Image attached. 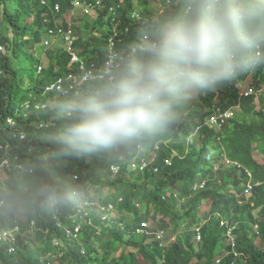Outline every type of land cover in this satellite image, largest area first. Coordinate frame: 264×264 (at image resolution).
<instances>
[{
  "label": "trees",
  "instance_id": "1",
  "mask_svg": "<svg viewBox=\"0 0 264 264\" xmlns=\"http://www.w3.org/2000/svg\"><path fill=\"white\" fill-rule=\"evenodd\" d=\"M43 1L0 0V44L5 46L0 54V141L10 143L26 167L37 165L39 175L50 182L81 185L88 195L92 194L89 186L96 189L101 207L88 205L89 213L78 216L73 212L79 202L55 209L39 198L25 203L33 184L29 173L13 161L7 168L11 181H6L4 190L0 183V227L18 225L21 234L13 252L8 250L9 241L2 244L4 247L0 245V264H264V160L255 156L256 152L264 156V67L242 74L215 91L197 95L207 111H198L187 102L191 115L184 112L179 123L161 134L164 140L159 145L156 139L111 153L56 160L50 153L61 121L48 108H31L28 117L21 110L27 100L51 105L63 94L45 93L46 87L72 72L80 73V65L71 61L62 35L50 46L45 44L50 30L59 25L70 27L74 49L84 58L87 69L99 70L107 61L108 41L114 28L117 47L126 55L131 45L146 34L148 22L165 14L166 6L172 4L174 9L178 0H85L94 7L89 12L82 10L81 17H73L74 25L60 21L70 10L81 9L74 6L75 0ZM21 52L22 68L17 62ZM44 59L47 64L39 73L38 66ZM30 60L35 74L29 89L33 94L20 98L21 82L27 87ZM250 76L251 83L243 89L251 88L254 93L245 96L240 86ZM217 106L223 110L239 108L242 117L233 116L224 120L220 128H211L206 120ZM11 116L16 118L15 127L7 121ZM193 116H199V121L187 120ZM41 122L45 125L40 126ZM22 132L26 134L24 139L20 138ZM153 150V159L147 161ZM214 150L218 151L215 156ZM224 156L239 161L242 171L221 166L215 172V163ZM132 162L136 163L134 170ZM144 162L146 166L140 170ZM248 171L259 184L245 194ZM7 186L10 191L5 190ZM177 192L184 201L181 207L179 198L174 197ZM23 203L27 207L24 211ZM109 205L112 210L105 208ZM257 208L258 216L254 213ZM21 211L24 217H20ZM104 213L108 215L106 219ZM127 215L133 217L132 223ZM225 216L235 226V248L227 243V228L221 225ZM151 219L159 221L156 231L165 232L162 244L155 234L137 232ZM32 220L37 227L35 245H29L24 238L30 233ZM75 225H81L82 236L78 239L66 233V228Z\"/></svg>",
  "mask_w": 264,
  "mask_h": 264
},
{
  "label": "clouds",
  "instance_id": "2",
  "mask_svg": "<svg viewBox=\"0 0 264 264\" xmlns=\"http://www.w3.org/2000/svg\"><path fill=\"white\" fill-rule=\"evenodd\" d=\"M146 36L113 58L87 87L55 98L61 121L51 158L111 153L161 137L180 122L189 99L264 67V0H178L145 27ZM50 208L85 201L81 185L62 186L26 169Z\"/></svg>",
  "mask_w": 264,
  "mask_h": 264
},
{
  "label": "built area",
  "instance_id": "3",
  "mask_svg": "<svg viewBox=\"0 0 264 264\" xmlns=\"http://www.w3.org/2000/svg\"><path fill=\"white\" fill-rule=\"evenodd\" d=\"M74 6L76 8H81L84 12H89L94 7L92 2H88L85 0H75ZM55 8H56L57 12L60 11V7L58 4L56 5ZM136 15L138 18H140V14L136 13ZM113 32H114L113 35L110 36L109 41H108L109 50H108L107 61L103 66H101V68H99V70H97L95 68L94 69H87V65L85 63L84 58L80 57L77 54L76 50L74 49L73 31L70 27L68 29H64L62 26L59 25L57 29L50 30L49 36L45 40V44L47 46H49L51 43H53L56 40V37L58 35H62L65 39L66 44H67L68 51L72 56L71 61L74 62L75 64L80 65V67H79L80 73L72 72L68 75L67 78H62V77L58 78L56 81L50 83L46 87L45 93L50 92V91L51 92L54 91L56 93L65 94V93H68V92H70L76 88H82V85L84 83L90 82L92 80V78L98 72L102 71L104 69V67L113 60V58L124 56L125 55L124 52L121 51L117 47L116 38H118V37H117V32H116L115 28H114ZM144 36H146V34H144L142 37H144ZM142 37H140V38H142ZM139 39H137V41ZM134 44H132V45H134ZM4 51H5V46L0 44V54ZM42 71H43V66L39 65L38 66V72L41 73ZM0 78H1V71H0ZM0 91H1V84H0ZM241 92L245 96H249V95L254 93V90L247 87L245 89L241 88ZM255 93L257 94L256 98L259 99L258 92L255 91ZM49 106H50V104L46 103V102H35L33 104L32 101L27 100L25 103L21 104V110L24 113V117H28L30 114L31 108H34V110L39 111L41 109L49 108ZM234 113L235 112L232 108L227 109V110H223L220 106H217L214 108L213 113L207 118L206 123L211 128H220L222 122L228 118L233 117ZM7 121L13 127H15L17 125L16 118L13 116L9 117ZM39 125L43 126V125H45V123L41 122ZM25 137H26V134L24 132H22L20 138L24 139ZM13 161H18L17 166L19 167L20 170H26L27 169L26 164H24V162H19V156L14 154V150L12 148V145H10V143H8V142H7V144H4L0 141V175L7 172V168L13 163ZM221 162H222V166H225V167L241 168V166H242V164L239 161L233 160L227 156H224V158H223V160H221ZM143 166H146L145 162L143 163L141 168H143ZM115 171H117V168H115ZM248 174H249L250 179H249V182H248L247 187L245 189L246 194H247V192L249 193L253 189L254 185L259 184V182H256L255 180L253 181L252 174L249 171H248ZM73 177L77 178V176H73ZM174 197L179 198V193L178 192L175 193ZM86 202H88V201H86ZM91 204H89V205H91ZM2 205H3V201H0V206H2ZM112 209H113V206L110 205L109 210H112ZM106 218H107L106 216H103V219H106ZM58 225L62 226L63 224L60 225V223H58ZM221 225L226 226V228H227V230H226L227 243L230 246H232V248H235V245H236V238H235V234H234L235 226L230 225L229 221L228 222L225 221L224 218H221ZM147 226H148V223L144 222L141 225V227L137 228V232H139V233H151V232H145V229ZM30 227H31L30 232L36 231L37 227H36V222L34 220L31 221ZM159 231H160V233H157L156 238L158 240H160L161 244H162L164 242L163 236H164L165 232L162 229H160ZM197 231H198L197 238H198V240H200L201 236H200V232H199L198 228H197ZM20 232H21V229L18 225H16L14 228L2 227V230L0 231V245L5 244L6 241H9L8 250L10 252H13L15 250L14 244L17 242L18 235L21 234ZM79 232H81V225H75L73 228H70V227L66 228L67 236L74 238V239L79 238V236H78ZM55 242L59 243V241H56V240H55ZM236 254H238V253H236Z\"/></svg>",
  "mask_w": 264,
  "mask_h": 264
},
{
  "label": "rangeland",
  "instance_id": "4",
  "mask_svg": "<svg viewBox=\"0 0 264 264\" xmlns=\"http://www.w3.org/2000/svg\"><path fill=\"white\" fill-rule=\"evenodd\" d=\"M175 5H176V4L174 3V6H175ZM164 10H165V14H168L169 12L173 11L174 9L172 8V4H171L170 6H166V8H164ZM82 12H83L82 9H73V10H70L66 15L63 16L62 21H60V23H61V22H63V23L66 22V23H68V24L71 23L72 25H74V24L72 23V18H73V17H81V16L83 15ZM51 44H52V43H51ZM51 44H50V45H51ZM50 45H49V46H50ZM17 62H18V66H19L20 68H22V66H23V64H24V55H23L22 52H21L20 57H19V59H18ZM32 62H33V61L30 60V62H29V64H28V70H29V71H28V75L26 76L27 87H24V86H23V82H21V86H20L19 94H18V96H19L20 98H22L26 93H29L30 95L33 94L32 89H31V93H30V90H29V89L32 87V85L34 84V83H33V79H34V76H35L34 71H33V64H32ZM46 64H47V59H44V63H42V66L45 68ZM251 81H252V78H251V76H250L245 82H243V83L241 84L240 88H244V87L248 86V85L251 83ZM217 101H218V100H216V103H217ZM187 102H188V104H191V103H192L193 106H194V108H195L196 110L198 109V111H201V110L207 111V110H208L207 107L205 108V107H203V106L201 105V103H200V101H199L197 95L194 96L193 98L189 99ZM256 104H257L258 108L261 107V104H260V101H259L258 98H256ZM203 108H204V109H203ZM235 111H236V112H235ZM235 111H234V112H235V113H234V116H236L237 118L242 117V113H241V111H240L239 108H237ZM185 112L188 114V116L191 115V111H190V110L188 111V109H187L186 107H185ZM187 120H190V121H199V116H193V117H190V118L188 117ZM163 140H164V138H162V136H161V137L158 138L156 141H157V143H158V145H159V143H161V141H163ZM157 143H156V144H157ZM158 145H156V146L154 147V149L158 148ZM154 151H155V150H153V152H152V153L150 154V156L147 158V159H148L147 161H151V160L153 159ZM213 153H214V156H215V155H217L218 151H217V150H214ZM255 156H256L257 159L264 160V156L258 154L257 152L255 153ZM221 166H222V164H221L220 161L216 162V163H215V166H214V171H215V172L218 171V170L221 168ZM224 167H225V166H224ZM135 168H136V163L132 162V164H131V169L134 170ZM237 169H238L239 172L242 171V168H237ZM140 170H142V168H140ZM57 177H59V174H57ZM11 179H12V178H11V173H10V172H9V173H8V172H5L4 174L0 175V183H1V185H2V189H3V190H4V186H5L6 181H7V180L11 181ZM246 187H247V184H246ZM89 189H90V191H92V194H91V195H88L85 201H80V202H79V208H78L75 212H73L74 215H78V216H80V214H82V215L84 216V215H86L87 213H89L87 206H88L89 204H91L92 201H93L92 204H93V207H94V208L99 209V208L101 207V204H100V201H99V197H97V195L99 194V193H98L99 191H96V189H92L91 186H89ZM245 189H246V188H245ZM245 189H244V193L246 194ZM5 190L10 191V188L7 186V188H6ZM247 193H248V192H247ZM90 196H91V198H92V201H90ZM102 196H103V197L105 196V191H104V190H103V192H102ZM86 201H88V202H86ZM178 202H179V203H178V206L181 207V206H182L181 204L184 203L183 198L180 197L179 200H178ZM25 203H26V202H25ZM25 203H23L22 211H24L25 209H27ZM109 207H110V205H109L108 207H105V208H106V209H109ZM179 209H180V208H179ZM259 210H260L259 208H257V209L254 210V213H255L256 216H258V214H259ZM22 211L20 212V217H24V216L22 215ZM182 212H184V208H181V213H182ZM55 214H56V216H60L59 213H58L57 211L55 212ZM114 214H115V213H114ZM104 216L108 217L107 213H106V214L104 213ZM223 218H224L225 221H227V222L229 221V219H228L227 216H225V217H223ZM23 219H24V218H23ZM126 219H127L130 223H132L133 217L127 215V216H126ZM82 222H83V220H82ZM58 223H60V225L63 224V223H61V222H58ZM147 223H148V226L146 227L145 232H151V233H149V234H155L156 237H157V233H160V231H156V228H157V226H158V224H159L158 219H151V220L148 221ZM63 225H64V224H63ZM1 230H2V227H0V231H1ZM34 233H35V232L32 231V232H30L29 234H25V235H24V238L29 242V245H35V244H36V238H35V234H34ZM166 235L169 236V234H166ZM78 236H79V237L82 236V235H81V232L78 233ZM151 238H152V237H151ZM151 238H150V240H151ZM163 238H164V236H163ZM163 238H162V239H163ZM55 240L58 241L56 238H55ZM254 240H255V243H256V244H259V243H260L258 237H255ZM1 247H4V245H1Z\"/></svg>",
  "mask_w": 264,
  "mask_h": 264
}]
</instances>
